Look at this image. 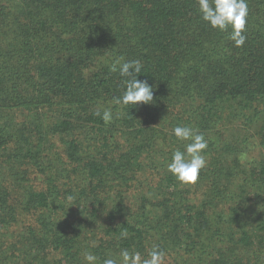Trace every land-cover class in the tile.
<instances>
[{
	"label": "trees",
	"instance_id": "1",
	"mask_svg": "<svg viewBox=\"0 0 264 264\" xmlns=\"http://www.w3.org/2000/svg\"><path fill=\"white\" fill-rule=\"evenodd\" d=\"M247 2L236 47L197 0H0V264L154 245L164 264H264V0ZM117 56L141 60L152 104H111ZM176 125L208 140L195 184L166 168Z\"/></svg>",
	"mask_w": 264,
	"mask_h": 264
},
{
	"label": "clouds",
	"instance_id": "2",
	"mask_svg": "<svg viewBox=\"0 0 264 264\" xmlns=\"http://www.w3.org/2000/svg\"><path fill=\"white\" fill-rule=\"evenodd\" d=\"M200 19L210 28L227 32L228 39L234 46L242 47L247 39L246 31L248 17L247 0H197ZM139 59L125 60L123 56L115 57L109 64L111 72H119L124 78L121 82L122 94L114 97L111 104L121 110L132 105L134 107L153 103V87L147 80L138 77L143 69ZM100 116L105 124L113 121V109L111 106L99 109L94 113ZM121 112H117L119 116ZM172 135L183 143V148L172 151L166 164L167 171L182 185L195 184L199 179L201 170L207 166L206 149L208 140L203 132L190 125H176L172 128ZM127 232L121 233V238L127 237ZM84 264H164L166 252L158 245L147 250L144 255L140 251H130L121 248L115 255H109L100 261L99 257L91 251L84 250Z\"/></svg>",
	"mask_w": 264,
	"mask_h": 264
},
{
	"label": "rangeland",
	"instance_id": "3",
	"mask_svg": "<svg viewBox=\"0 0 264 264\" xmlns=\"http://www.w3.org/2000/svg\"><path fill=\"white\" fill-rule=\"evenodd\" d=\"M198 202V201H197ZM195 203H196V201H195Z\"/></svg>",
	"mask_w": 264,
	"mask_h": 264
}]
</instances>
